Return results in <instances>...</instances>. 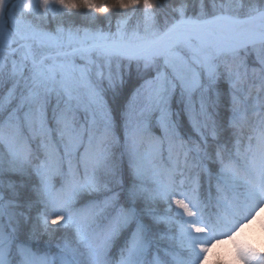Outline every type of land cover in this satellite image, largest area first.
I'll return each mask as SVG.
<instances>
[{
  "label": "snow or ice",
  "instance_id": "snow-or-ice-1",
  "mask_svg": "<svg viewBox=\"0 0 264 264\" xmlns=\"http://www.w3.org/2000/svg\"><path fill=\"white\" fill-rule=\"evenodd\" d=\"M262 208L264 0H0V264H264Z\"/></svg>",
  "mask_w": 264,
  "mask_h": 264
},
{
  "label": "clouds",
  "instance_id": "clouds-1",
  "mask_svg": "<svg viewBox=\"0 0 264 264\" xmlns=\"http://www.w3.org/2000/svg\"><path fill=\"white\" fill-rule=\"evenodd\" d=\"M43 3H44V0H41V6H43ZM259 216H260V218H264V208L260 209ZM256 223H257V220L253 219V220H251V222L248 225L243 226L242 230L252 231L255 229ZM250 225H252V229L249 228ZM256 236L261 242H264V234H257ZM213 243H214L215 249H219V250L223 251L226 247H230L232 242L231 241H224L223 243H215V242H213ZM204 264H209V261L205 260Z\"/></svg>",
  "mask_w": 264,
  "mask_h": 264
},
{
  "label": "trees",
  "instance_id": "trees-1",
  "mask_svg": "<svg viewBox=\"0 0 264 264\" xmlns=\"http://www.w3.org/2000/svg\"><path fill=\"white\" fill-rule=\"evenodd\" d=\"M73 22H74L75 24H77V25H80V24L83 23V21H81V20L78 19V18L75 19ZM52 26L54 27L55 24L53 23ZM98 26H101V27H105V28H107L108 25H107V22L104 21V22H98ZM112 26H113V28L115 27V21H113ZM53 244H55V241H53Z\"/></svg>",
  "mask_w": 264,
  "mask_h": 264
},
{
  "label": "rangeland",
  "instance_id": "rangeland-1",
  "mask_svg": "<svg viewBox=\"0 0 264 264\" xmlns=\"http://www.w3.org/2000/svg\"><path fill=\"white\" fill-rule=\"evenodd\" d=\"M114 29V28H113ZM250 229H252V225L249 226ZM255 231L253 232L254 235H257V234H264L262 233L261 229L259 228L258 224L256 223L255 225Z\"/></svg>",
  "mask_w": 264,
  "mask_h": 264
}]
</instances>
